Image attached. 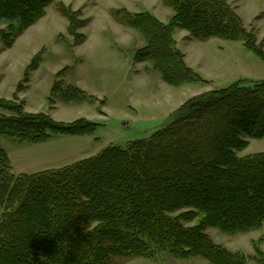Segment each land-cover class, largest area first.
<instances>
[{
    "label": "trees",
    "instance_id": "1",
    "mask_svg": "<svg viewBox=\"0 0 264 264\" xmlns=\"http://www.w3.org/2000/svg\"><path fill=\"white\" fill-rule=\"evenodd\" d=\"M162 1L174 11L169 22L149 10L118 13L146 40L135 59L151 62L169 84L204 81L177 47V27L203 41L244 40L264 57L229 0ZM53 2L0 0V40L13 46ZM67 10L69 31L81 43L86 37L76 32L77 12ZM39 60L27 66L25 78ZM59 89L67 101L89 97L75 85L57 83L53 90ZM0 108L12 113L0 112V134L19 141L91 134L99 125L85 118L58 122L1 98ZM246 137L264 138V79H239L191 97L150 137L125 148L109 145L64 167L16 174L0 145V264H111L116 256L147 257L153 246L208 264H250L206 231L234 234L264 223V151L238 156ZM257 252L264 264V253Z\"/></svg>",
    "mask_w": 264,
    "mask_h": 264
},
{
    "label": "rangeland",
    "instance_id": "2",
    "mask_svg": "<svg viewBox=\"0 0 264 264\" xmlns=\"http://www.w3.org/2000/svg\"><path fill=\"white\" fill-rule=\"evenodd\" d=\"M256 36L264 55V0H229ZM77 12V33L86 39L78 43L69 31V18ZM149 10L164 22L174 15L162 0H54L46 15L19 35L13 46L0 40V98L19 103L24 111L46 113L58 122L72 123L80 118L98 123L91 134L53 133L44 142L19 141L0 134V145L7 151L13 172L34 173L64 167L91 157L109 145L127 147L131 141L150 137L164 127L170 116L189 98L212 89L227 87L239 79H264V57L245 46L244 40L212 37L195 38L177 27V47L187 64L204 81L172 85L149 61H137V49L146 45L137 30L122 21L118 11ZM38 67L25 78L34 58ZM75 85L88 98L67 101L60 89ZM10 115V110L0 108ZM248 145L238 150L240 157L264 151V138L246 137ZM0 208V215L2 214ZM194 221L187 224H193ZM212 239L232 251L256 261L257 250L264 253V223L257 229L224 233L208 227ZM152 248L144 256L114 257L111 264H208L201 257L178 258Z\"/></svg>",
    "mask_w": 264,
    "mask_h": 264
}]
</instances>
